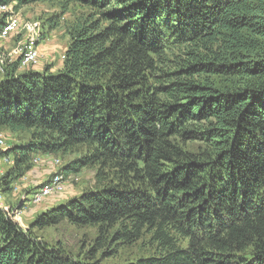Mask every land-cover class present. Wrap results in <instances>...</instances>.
I'll return each mask as SVG.
<instances>
[{
  "label": "trees",
  "instance_id": "16d2710c",
  "mask_svg": "<svg viewBox=\"0 0 264 264\" xmlns=\"http://www.w3.org/2000/svg\"><path fill=\"white\" fill-rule=\"evenodd\" d=\"M35 4L87 13L56 73L0 74V129L30 133L0 153V196L34 156L80 150L63 175L94 169V187L28 229L0 205V264H104L147 236L154 254L124 264H264V0H0ZM63 222L97 229L95 247L36 233Z\"/></svg>",
  "mask_w": 264,
  "mask_h": 264
},
{
  "label": "rangeland",
  "instance_id": "374dc122",
  "mask_svg": "<svg viewBox=\"0 0 264 264\" xmlns=\"http://www.w3.org/2000/svg\"><path fill=\"white\" fill-rule=\"evenodd\" d=\"M6 13L12 14L8 21L12 26L6 34H3L4 27L0 34V74L6 67L19 62L20 59L22 60L19 66L20 72L43 71L49 68L56 73L63 66L69 44L68 25L87 12L79 6H72L71 10L62 16L61 10L55 4H35L21 7L17 11L12 7H1L0 18ZM60 14L62 17L59 27L50 29L51 20ZM29 140V132H12L1 128L0 153L24 145ZM83 153L84 151L80 150L67 154L34 156L31 170L9 187V193L0 196L1 207L18 213L17 219L20 225L23 229H28L40 213L48 212L91 190L94 187V169L85 168L80 173H73L68 177L63 175L65 169ZM13 169L12 159L1 158L0 182ZM56 176L60 177L61 189L42 196L41 200L37 201V196L43 187L55 180ZM36 233L52 244L61 242L68 251L78 256L85 255L95 247L94 240L98 235L95 228H76L67 222ZM153 254L147 236L132 245L120 244L104 248L97 252V259L104 264H124Z\"/></svg>",
  "mask_w": 264,
  "mask_h": 264
},
{
  "label": "built area",
  "instance_id": "2783aa9c",
  "mask_svg": "<svg viewBox=\"0 0 264 264\" xmlns=\"http://www.w3.org/2000/svg\"><path fill=\"white\" fill-rule=\"evenodd\" d=\"M60 186H61L60 177L56 176L55 180L47 183L43 187V190L37 196V201H40L42 196L49 195V194H51V192H53L55 190H60L61 189Z\"/></svg>",
  "mask_w": 264,
  "mask_h": 264
},
{
  "label": "bare ground",
  "instance_id": "6f19581e",
  "mask_svg": "<svg viewBox=\"0 0 264 264\" xmlns=\"http://www.w3.org/2000/svg\"><path fill=\"white\" fill-rule=\"evenodd\" d=\"M10 26H12V25H10L9 23L5 26V28H4V30H3V34H6L7 33V31L10 29ZM31 46V45H30ZM32 47V46H31ZM37 54V53H36ZM27 58H29V56L27 57Z\"/></svg>",
  "mask_w": 264,
  "mask_h": 264
}]
</instances>
